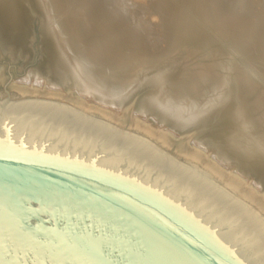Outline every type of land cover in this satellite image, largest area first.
<instances>
[{
    "label": "water",
    "instance_id": "water-1",
    "mask_svg": "<svg viewBox=\"0 0 264 264\" xmlns=\"http://www.w3.org/2000/svg\"><path fill=\"white\" fill-rule=\"evenodd\" d=\"M63 104L0 103V264H264L215 187Z\"/></svg>",
    "mask_w": 264,
    "mask_h": 264
},
{
    "label": "bare ground",
    "instance_id": "bare-ground-1",
    "mask_svg": "<svg viewBox=\"0 0 264 264\" xmlns=\"http://www.w3.org/2000/svg\"><path fill=\"white\" fill-rule=\"evenodd\" d=\"M149 1H152V0H149ZM174 1L175 0H173V2ZM186 1L187 0H183L181 2V5L184 7L179 10L180 15L178 18V23H180L182 19H188L191 23L194 22L196 19L198 21L199 18L202 20H205V18L203 19V16L201 15L199 8L198 6L195 5L194 1H193V4H191L192 6L191 8H186V5H185L187 4L185 3ZM46 2L47 0H0V48L5 53L9 52L11 56H15V53H16V55L19 56L20 58L25 59V60L28 59L29 55L27 53V40L31 39V36H32L31 35V21L33 18H38L41 24L40 36H41V42H42L41 48L43 52L41 65L38 70H35L33 72L29 71V73L26 72L27 76H25V79L22 81L26 84L23 88L25 92L22 90L20 92L24 95L32 93V94H37L40 96L43 93H45V91L56 89V90H59V92L62 94V95L61 94L58 95V97H60L62 101L66 100V101H69V103L70 102L75 103L74 104L75 107H76V103L79 104V102H81L80 105H85L83 100H81L83 98H86L88 102L98 103L99 105H101L99 109H101L103 106V108L105 107L110 110V111H106L105 113V111L102 109L106 115L103 112L101 113L102 110L98 111V113L100 112L99 114H101L102 117L110 121H113L114 123H116V126L117 124L118 126L119 124H122V121L124 122V120L129 119L130 122L129 121L128 122L131 124L129 125L137 133L133 135V134H130L131 132H125L124 130H121L120 126H119L120 129H119L118 126L115 128L111 126V124L108 125L109 124L108 121H107L108 124L103 122L105 125H107V127H109L110 129H113L114 131L116 130V132L118 131L119 133L126 134L125 136L130 137L134 140H137L141 142L142 144L146 145L147 147L149 146L152 150L156 151L160 155H165L163 151L167 148H170L171 146L170 144L172 143V142L169 143V140L171 139L172 135L170 136L166 131H172L175 134L176 133H182V134L189 133L190 134V132H192L196 128L198 130L200 129L199 131H195L194 135H190V136L188 135V138L185 139V140H188L187 142L188 144L186 145L188 146V150H186L187 152L185 153L186 157H184L186 158L185 159L186 163L179 164L175 162L173 159L172 161L175 162L178 166L182 167L183 169L197 176L201 180L215 187L219 191L223 192L228 198H230L237 206H239L246 214H248L255 222H257L264 229V123L261 120V118H255V116L254 118H252L253 114L252 112H251L252 115L250 114V105L248 104L250 102H247V100H245L242 94L238 95L237 93L238 91L235 90L236 89L235 86L238 81L242 82L244 80H249V79L243 77L242 79H238L235 85L229 84V81H231L233 77L235 76L232 73V71L234 72L235 59L231 58L229 61L225 60V61H228V63H225L223 60V63L227 64V65L223 64L225 66H222L221 65L222 62H219V60H216L217 62H216L215 68L217 69V72H216L218 76L217 79H219L220 81V83H218L219 85H217L218 86L217 89L215 90L214 93L212 92L213 93L212 95L210 96L208 95L205 98L200 96L201 98L199 97L195 101H190L189 99H188L189 101H186V99L189 96L188 97L186 96L183 98L176 91H172V90H175V85H174L175 83L173 84L174 81L171 78L170 74H164V73L157 74L156 72H154L156 74L152 75L153 72H147L144 70L141 71L142 69L137 71V76L133 78V80L129 83V85L124 86V88L122 87L123 89L117 92L116 90L118 88L115 90V87L117 86L113 87L114 85L111 79L109 78L108 79L105 78L104 80H102L101 78L99 79L98 75H96L97 71L95 70H94L95 73L92 74L91 71H93V69L90 71L88 67L93 68V66H90L89 64H88V67L86 66V64L84 63V60H86V57H84V60L78 57V55L75 53L77 52L75 51L76 46H74V50H73L74 52L70 48L72 46L70 47L68 46L73 41H70L69 44L67 43V41L64 38L66 33L64 34V36L62 33L63 27L59 29L60 26H58L57 28V24L54 22L55 14L52 15L53 12L50 11L52 6L50 7L49 5V8H50L49 9L47 5L48 3L46 4ZM122 2L125 3L127 1L124 0ZM206 2L207 1H205V3ZM212 2L213 1H211V3ZM140 3H143V0L140 1ZM144 3L148 4V2L147 3L145 2V0H144ZM152 3L155 4V2H151V4ZM167 3H170V2L166 1L165 3L164 1L163 6L165 7ZM151 4L149 3L150 6ZM174 4H178V3H174ZM149 5L147 8H149ZM155 5L154 6L152 5V6L156 8ZM189 5H190V2H189ZM173 7H176V6L174 5ZM113 8L111 9L113 10ZM212 8L209 10V12H207L208 16L207 17L204 16V17H206V20H212L214 22L216 21L219 24L220 29L223 32H225L227 36L230 35L227 32L228 30L226 29L225 22L221 21V19H218L214 15L215 10ZM155 10H158V7ZM161 10L163 11V9ZM171 10L173 11V8ZM176 10H174V12ZM55 13L57 15V13L59 12L56 11ZM157 13L159 12L156 11V15ZM169 13L174 14L173 12H169ZM151 14L152 13L150 11V15ZM165 14L163 13V16H165ZM112 15L113 14H111V16ZM169 16H173V15H169ZM113 17L114 16H112V18ZM148 17L150 18V16ZM158 17H160V15H158ZM168 18L170 19V17ZM170 20L167 19V21H170ZM173 20L174 18L172 19V22ZM156 22L158 21L156 20ZM166 22L165 23L163 22V23L167 24ZM172 22H170V24ZM228 22H231V21H228ZM156 26H158V24ZM144 29H146V27ZM166 29H167L166 30L167 32L168 28L166 27ZM141 30H138V31L140 32ZM144 34L146 35V33ZM254 37H256V35H254ZM131 38L133 37L131 36ZM137 38H140V37H136V39ZM147 38H149V35H147ZM134 39L135 38L131 40H134ZM146 39L144 40L142 39L143 41L141 42L140 40V42L144 44V42H146L145 41ZM92 41L94 40L92 39ZM30 43L31 42H29V44ZM145 45L144 47H147ZM93 46L95 47V45ZM28 48L30 47L28 46ZM76 48L78 50V47ZM100 48H103V46H101ZM146 51L148 50L145 49L144 52L141 51L138 53L143 54V53H146ZM214 52H215L214 54H216V51ZM232 54L234 55V53ZM217 57L219 58L218 55ZM198 65H201V63ZM195 66L196 65H194L193 67ZM206 71H207L206 73H208V69ZM190 73L192 72L190 71ZM172 75H175V74L173 73ZM99 77H102V76H99ZM211 78L213 79V77ZM186 79H188V77ZM176 83H177V80H176ZM184 83L187 84L186 82ZM140 93H142L141 94L142 96H138ZM256 101L258 102V99ZM238 102H239L238 109L231 108L232 104H235ZM80 105L78 106L80 107ZM87 106L88 105H85L83 107L86 108ZM79 107L78 109L83 110L82 108H79ZM89 107L90 106H88L87 109ZM253 108L251 107V109ZM89 109L86 110L88 111L87 113L92 114L91 112L92 109L90 110ZM81 114L85 116L84 113H81ZM87 117H90V115H88ZM143 119L145 122H142ZM113 122H110V123H113ZM157 127H159V129ZM143 135L147 137L145 138L143 137ZM173 136H176V135H173ZM178 136H180V134ZM147 138L155 139L156 141L160 143L161 146L165 147V149L161 150L160 148H158L157 147L158 143H156L157 146H155L154 144L153 145L150 144ZM151 140L152 139H150V141ZM155 140L153 141L155 142Z\"/></svg>",
    "mask_w": 264,
    "mask_h": 264
},
{
    "label": "rangeland",
    "instance_id": "rangeland-1",
    "mask_svg": "<svg viewBox=\"0 0 264 264\" xmlns=\"http://www.w3.org/2000/svg\"><path fill=\"white\" fill-rule=\"evenodd\" d=\"M110 1L109 0H104V1L103 0H51V1L49 0L48 1L47 0L46 2V4L48 3L47 4L48 8H49V5L50 7L52 6L50 11L53 12L52 15L55 14L54 15L55 17L54 16L53 17L55 19L54 22L57 24V28L58 26H60L59 29L63 27L62 30L64 32L62 30L60 31H62L63 36L66 33L64 38L67 41V43L69 44L70 41L74 42V43L73 42L70 43V45L68 46L69 47L72 46L70 47L72 51L74 50V46L78 47V50L75 47V51H77L75 53L78 55V57H80V59L82 58L84 60V57H86V60H84V63L86 64L87 67H88V64L90 66H93V68L88 67L90 71L93 69V71H91L92 74H94L95 71H97L96 75H98L99 79L100 78L102 80H104L105 78L111 79L113 81L112 82L114 85L113 87L117 86L115 87V90L118 88L116 90L117 92L121 91L124 88V86L129 85V83L133 80V78L137 76L138 70L142 69L141 71L144 70L147 72H153L152 75L156 73L157 74H160V73L170 74L171 78L174 81L173 84L175 83L174 84L175 90H172V91H176L183 98L186 96L187 97L189 96L187 99L185 98L186 101H189V100L195 101L200 96L205 98L208 95L209 96L212 95L217 89L218 87L217 85H219L218 83H220V81L219 79H217L218 78L217 73H216L217 69L215 68L216 62H217L216 60H219V62H222L221 65L225 66L227 65L225 63H228V61L232 58V59H235L234 72L232 71V73L235 76L232 79L233 81L232 80L229 81V84L235 85L237 80L242 79L243 77L249 79V80H244L242 82L238 81L235 86L236 87L235 90L238 91L237 92L238 95L242 94L245 100H247V102H250L248 104L250 105V114L251 112L253 114V115L251 114L252 118H254V116L255 118H261V120L264 123V119H263L264 118L263 117L264 115L263 114L264 113V84H263L264 82V0H249V1L248 0H203V1L202 0H198V1L197 0H189V1L187 0L188 2L187 1L185 2L187 3L185 4L186 8H191L192 7L191 4H193V1H194L195 5L198 6L199 11L201 12L203 19L205 18V20H202L199 18L198 21L196 19L192 23L188 19H182L181 22L178 23V18L180 15L179 10L184 7L181 5V2L183 0H180V1L175 0L174 2L173 0H164L165 3L166 1L170 2L165 5L166 8L163 6V3H164L163 0H152V1L145 0V2L146 3L148 2V4H145L144 0H143V3H140V1L142 0H125L127 1L125 2L127 5L124 2H122L124 0H110ZM205 1L207 2L205 3ZM211 1L213 2L211 3ZM151 2H155L156 5L154 3L151 4ZM189 2H190V5H189ZM149 3L151 4V6L149 5ZM172 3L173 4L178 3V4H174L176 7H173L174 5ZM148 5H149V8H147ZM152 5L153 6L155 5L156 8L153 7ZM157 7H158V10H155L157 9ZM111 8H113V10ZM170 8L171 9L173 8V11ZM175 8L176 9L178 8V9L176 10ZM211 8L215 10L216 14L213 12L214 15L218 19H221V21L225 22L226 29L228 30L227 32L230 35L227 36V34L220 29L219 24L216 21L214 22L212 20H206V17L208 16L207 12H209ZM161 9H163V11ZM174 10L176 11L174 12ZM56 11H58L60 14L57 13L56 15L55 13ZM150 11L152 13L151 15H150ZM156 11L159 12L157 13V15H156ZM164 11L166 12V14ZM168 11L173 12L174 14L169 13ZM163 13L165 14L166 17L163 16ZM111 14H113L112 15L114 16L113 18ZM158 15H160V17H158ZM169 15H173V16H169ZM148 16H150V18ZM168 17H170L171 20ZM173 18L174 20L176 19L177 20L176 21L173 20L172 22ZM167 19L170 21H167ZM156 20L158 22H156ZM39 21L40 20L38 18H33L31 21V35L32 36H31V39L27 40V53L29 55L28 59L26 60L22 59L19 56H17L16 53H15V56H11L9 52L5 53L0 48V103L5 102V101L16 102L18 100H23V99H37V100H42V101L55 102V103L63 104L66 106H70L74 108L75 110L81 113H84L85 116L90 115L91 118L97 119L101 122L107 123L108 121L109 123V124L107 123L108 125L111 124V126L116 128L118 124L116 126V123L102 117V115L99 114L100 112L98 113V111L102 109L105 111V113L106 111H110V110L105 107L103 108V106L101 109H99L101 105H99L98 103H93V102L92 104L91 102H88L86 98H83L81 100H83L85 105L90 106L91 107V108L89 107L90 109L94 107L92 109L93 111L91 110L92 114L87 113L88 111L86 110L89 109V108L87 109L88 106L84 108L83 106L85 105H80L81 102H79V104L76 103V107L74 106L75 103H72V102L69 103V101H66V100H63L64 101L63 102L60 99V97H58V95H60L61 93L59 92V90H56V89L45 91V93H43L44 95L42 94L40 96L37 94H32L30 92H29L30 94L24 95L20 92L21 90L24 91L23 88L26 85L24 82H22L25 79V76H27L26 72L29 73V71L33 72L35 70H38L41 65L43 52L41 48L42 42H41V36H40L41 24ZM228 21H231V22H228ZM163 22L164 23L166 22L167 24H164ZM170 22H172L171 23L172 25L170 24ZM156 23L158 24V26H156L157 25ZM175 23L179 26H177ZM145 27L147 30L144 29ZM166 27L168 28L167 32H166L167 30ZM138 30H141V31L139 32ZM144 33H146V35ZM253 33L254 35H256V37H254ZM147 35H149V38H147ZM150 35L153 37H151ZM131 36L135 38L134 40H136L137 42L134 40H131L133 39L131 38ZM134 36L140 37V38L136 39V37ZM146 38L148 39V41ZM92 39L94 41H92ZM142 39L143 40L146 39L145 40L146 42H144V44L141 43L143 41ZM149 39L150 40L152 39V40L150 41ZM29 42L31 43L29 44ZM133 43H135L137 46ZM93 45H95V47ZM144 45L147 47H144ZM28 46L30 48H28ZM101 46H103V48H100ZM134 46H136L137 48ZM143 49L144 50L147 49L148 51H146V53H143V54L138 53L141 51L144 52ZM214 51H216V54H214L215 53ZM232 53H234V55ZM217 55L219 56V58L217 57ZM203 56L206 58L208 57L209 58L206 59ZM223 60L225 63H223ZM225 60H228V61H225ZM200 63L201 65H198ZM194 65H196L195 66L196 68L193 67ZM207 67H209L210 69ZM207 69H208V73H206ZM189 70L192 73H190ZM173 73L175 75H172ZM99 76H102V77H99ZM185 77L186 78L188 77L189 80L186 79ZM211 77H213V79ZM176 80H177V83H176ZM184 82H186L187 84H185ZM189 91H191L192 94ZM141 94L142 93H140L138 96H142ZM257 99H258V102L256 101ZM78 105H80V107ZM238 105H239V102L232 104L231 108L238 109L239 107ZM77 106L79 108H82L84 111L81 109H78ZM251 107L252 108L254 107L256 109L253 108L254 109L253 111ZM95 108H97L98 110ZM103 110L101 111V113L102 112L104 113ZM109 121L113 123H110ZM128 121L130 122L129 119L124 120V122L122 121V124L124 125L119 124V126L121 130H124L125 132H131L130 134L134 135L137 132H135V130L131 128L130 126L131 124ZM142 122H145L144 119L142 120ZM157 128L159 129V127ZM199 130L196 128L195 130L190 132V134L189 133L188 134H182V133L175 134L172 131H166L170 136L172 135L171 139L169 140V143L172 142L170 144L171 146L170 148H167V149L161 146L160 143L153 138H149V139L147 138V140H149L150 144L152 145L154 144L155 146H157L156 143H158L157 147L160 148L161 150L165 149L163 153L166 156L173 159L175 162L179 164H185L186 158L184 157H186L185 153H187L186 150H188V146H186L188 144L187 143L188 140H185V139L188 138V135L189 136L194 135V132L199 131ZM179 134L180 136H178ZM181 134L182 136L183 135L184 136L182 137ZM173 135H176V136H173ZM143 137L146 138L147 136L143 135ZM150 139L152 140L150 141ZM153 140H155V142Z\"/></svg>",
    "mask_w": 264,
    "mask_h": 264
}]
</instances>
